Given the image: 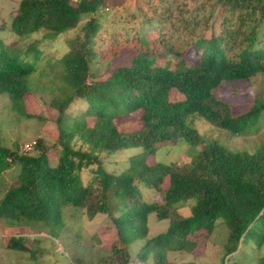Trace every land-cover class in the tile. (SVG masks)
I'll list each match as a JSON object with an SVG mask.
<instances>
[{
    "label": "trees",
    "instance_id": "trees-1",
    "mask_svg": "<svg viewBox=\"0 0 264 264\" xmlns=\"http://www.w3.org/2000/svg\"><path fill=\"white\" fill-rule=\"evenodd\" d=\"M116 1L20 0L11 30L22 38L43 31L45 39H54L89 19L68 42L59 82L51 84L57 90L50 101L57 111L55 143L38 138L31 151H23L0 138V177L20 166L19 184L0 198V218L19 226L41 223L56 238L66 226L68 207L90 217L108 214L117 239L112 255L99 264H136L130 244L141 239L146 242L139 262L152 255L155 264H165V252H192L195 238L211 237L223 222L228 238L219 264L248 237L258 243V264H264V145L231 149L208 141L195 125L200 119L232 136L259 130L264 98L235 115L218 92L227 83L264 74V0H128L138 9L129 23L105 28L107 19L98 14ZM39 60L36 43L22 50L0 39V94L9 97L19 117H36L27 104ZM175 92L183 99L173 100ZM78 100L88 107L77 115L70 109ZM130 115L138 125L122 131L117 121ZM184 141L194 150L190 166L150 162L161 147ZM131 147L142 150L127 156L121 172L110 169ZM145 190L160 198L145 200ZM184 207L190 214L180 213ZM151 214L169 221L167 230L153 237ZM42 239L12 235L5 247L43 252Z\"/></svg>",
    "mask_w": 264,
    "mask_h": 264
},
{
    "label": "rangeland",
    "instance_id": "rangeland-1",
    "mask_svg": "<svg viewBox=\"0 0 264 264\" xmlns=\"http://www.w3.org/2000/svg\"><path fill=\"white\" fill-rule=\"evenodd\" d=\"M20 0H0V39L11 46H16L22 50L31 44L36 43L40 51V60L37 62V71L31 77L33 94L28 100V111L36 117H19L12 109L9 97L0 94V138L6 146L13 147L15 143L20 146L27 143L36 142L38 138H44L49 145L55 143L58 138V129L55 122L57 111L51 106L50 101L57 92L56 86L52 83L59 82L60 74L63 69L60 59L69 50L68 42L73 39L80 31L81 26L89 17H86L80 25L71 31L65 32L54 39H45L43 31L22 38L15 35L11 30L12 17L19 7ZM123 5V7H121ZM137 5L128 0H117L114 7L107 8L98 14L105 21L106 27H121L129 23V15L137 12ZM116 16V17H115ZM115 17V18H114ZM131 20V19H130ZM148 32L152 35L153 29ZM264 37V24L261 29ZM194 50L189 51V55H194ZM189 62V59H186ZM165 59L158 61L163 65ZM104 66L106 62L99 63ZM107 66V65H106ZM50 87L54 89L50 91ZM219 97L229 103L235 115L242 114L250 109L256 98H264V74H258L250 82L243 84L227 83L219 89ZM183 96L175 92L173 100H181ZM87 105L77 101L70 109L72 113L80 114ZM140 112L137 115L140 116ZM120 129L125 131L136 128L138 123L132 115L117 121ZM196 128L201 135L208 141L217 140L219 143L238 150L255 151L259 146L264 145V116L258 131L246 135L232 136L225 130L216 128L203 120L195 121ZM141 147H131L123 150L124 154H118L115 162H110V169L121 172L127 163V156L138 153ZM192 151L187 142L176 145L161 147L155 156L150 157V162L165 161L184 168L192 164ZM51 163H56L57 152L50 150ZM113 160V158H112ZM88 169L84 170V175ZM20 166L16 165L13 169L6 171L0 177V198L4 192L19 184L18 176ZM89 178L92 177L88 170ZM167 185V183H166ZM160 196L154 191H144V199L151 201L159 199ZM182 215L190 214L189 207L180 210ZM66 226L56 238H52L41 223H29L22 226L13 224L4 218H0V264H99L102 257L112 255V246L117 239L116 230L112 227L110 215L99 213L93 217L84 211L68 207L64 210ZM169 226L168 220H159L155 214L150 215L149 237L163 233ZM12 235H24L34 239L42 237L40 246L43 252H19L8 250L5 247V239ZM228 238L227 227L223 222L218 223L214 234L209 238H195L198 246L192 252L187 251H167V262L165 264H183L194 261L197 264H219L224 254V244ZM248 237L244 239L236 253L230 255L224 264H258L259 249L258 243ZM146 242V239L136 240L130 244V250L136 264H141L137 259V253ZM30 243V242H29ZM31 247L36 248L33 242ZM34 244V245H33ZM155 257L142 264H155Z\"/></svg>",
    "mask_w": 264,
    "mask_h": 264
},
{
    "label": "built area",
    "instance_id": "built-area-1",
    "mask_svg": "<svg viewBox=\"0 0 264 264\" xmlns=\"http://www.w3.org/2000/svg\"><path fill=\"white\" fill-rule=\"evenodd\" d=\"M35 144H36L35 141L31 143H27L26 145H22L21 148L23 151H31Z\"/></svg>",
    "mask_w": 264,
    "mask_h": 264
}]
</instances>
